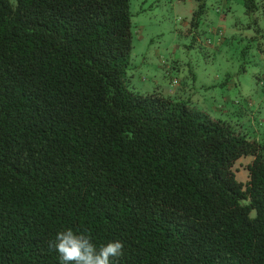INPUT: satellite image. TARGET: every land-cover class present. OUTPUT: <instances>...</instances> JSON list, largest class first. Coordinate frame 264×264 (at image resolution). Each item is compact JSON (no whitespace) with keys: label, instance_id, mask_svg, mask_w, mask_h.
<instances>
[{"label":"trees","instance_id":"16d2710c","mask_svg":"<svg viewBox=\"0 0 264 264\" xmlns=\"http://www.w3.org/2000/svg\"><path fill=\"white\" fill-rule=\"evenodd\" d=\"M132 49L131 0H0V264H61L69 227L117 264H264V141L130 90Z\"/></svg>","mask_w":264,"mask_h":264},{"label":"rangeland","instance_id":"374dc122","mask_svg":"<svg viewBox=\"0 0 264 264\" xmlns=\"http://www.w3.org/2000/svg\"><path fill=\"white\" fill-rule=\"evenodd\" d=\"M131 0L133 49L130 90L178 94L241 134L264 141V0ZM205 13L193 27L199 5ZM261 28V30H259ZM257 104V105H256ZM252 157L234 167L248 182Z\"/></svg>","mask_w":264,"mask_h":264},{"label":"clouds","instance_id":"9594fccd","mask_svg":"<svg viewBox=\"0 0 264 264\" xmlns=\"http://www.w3.org/2000/svg\"><path fill=\"white\" fill-rule=\"evenodd\" d=\"M48 248L58 253L61 264H117L124 244L116 240L97 247L87 230L77 232L69 227L59 231Z\"/></svg>","mask_w":264,"mask_h":264},{"label":"crops","instance_id":"0c3cea01","mask_svg":"<svg viewBox=\"0 0 264 264\" xmlns=\"http://www.w3.org/2000/svg\"><path fill=\"white\" fill-rule=\"evenodd\" d=\"M262 101H263V99L259 102V104H258V103H257V104H258V105H263L264 102H262ZM257 104H256V105H257Z\"/></svg>","mask_w":264,"mask_h":264}]
</instances>
